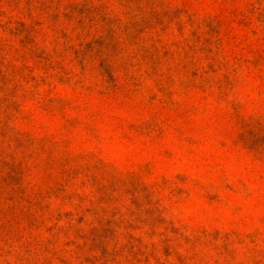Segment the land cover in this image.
<instances>
[{"label": "rangeland", "instance_id": "obj_1", "mask_svg": "<svg viewBox=\"0 0 264 264\" xmlns=\"http://www.w3.org/2000/svg\"><path fill=\"white\" fill-rule=\"evenodd\" d=\"M0 264H264V0H0Z\"/></svg>", "mask_w": 264, "mask_h": 264}]
</instances>
